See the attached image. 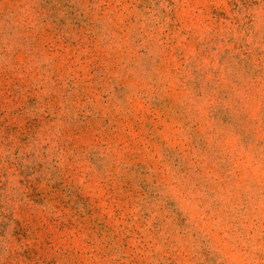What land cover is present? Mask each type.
<instances>
[{"label": "rangeland", "instance_id": "1", "mask_svg": "<svg viewBox=\"0 0 264 264\" xmlns=\"http://www.w3.org/2000/svg\"><path fill=\"white\" fill-rule=\"evenodd\" d=\"M0 264H264V0H0Z\"/></svg>", "mask_w": 264, "mask_h": 264}]
</instances>
